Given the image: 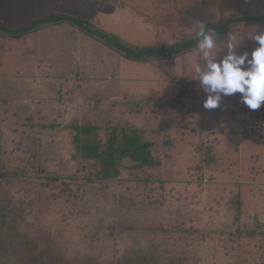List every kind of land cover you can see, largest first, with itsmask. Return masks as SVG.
<instances>
[{
  "label": "rangeland",
  "instance_id": "1",
  "mask_svg": "<svg viewBox=\"0 0 264 264\" xmlns=\"http://www.w3.org/2000/svg\"><path fill=\"white\" fill-rule=\"evenodd\" d=\"M51 14L143 48L185 41L230 14L264 19V0H0V23L12 29ZM254 31L264 24H234L216 59L230 33L250 57ZM165 60L129 59L70 22L0 31V264H264L260 141L246 147L221 132L234 105L203 107L197 49L169 58L164 86ZM161 87L180 89L168 98L179 110L150 99ZM135 136L152 142L155 166L108 149Z\"/></svg>",
  "mask_w": 264,
  "mask_h": 264
},
{
  "label": "clouds",
  "instance_id": "2",
  "mask_svg": "<svg viewBox=\"0 0 264 264\" xmlns=\"http://www.w3.org/2000/svg\"><path fill=\"white\" fill-rule=\"evenodd\" d=\"M198 24L196 49L203 63H196L192 70L194 79L208 94L203 107L215 109L220 106L223 96L240 93L242 102L249 109H259L264 105V32L257 34L254 31L249 37L258 44L250 57L248 52L237 54L241 41L230 33L224 47L227 54L217 60L223 48L216 51L219 46L216 32L202 22Z\"/></svg>",
  "mask_w": 264,
  "mask_h": 264
},
{
  "label": "trees",
  "instance_id": "3",
  "mask_svg": "<svg viewBox=\"0 0 264 264\" xmlns=\"http://www.w3.org/2000/svg\"><path fill=\"white\" fill-rule=\"evenodd\" d=\"M258 21L260 23L264 24V19L261 17H249V16H236L233 17L228 15L227 17H224L222 19H219L217 22H208L205 25L207 28L214 29V31L217 34V38L222 37L226 35L229 31V29L234 25L238 23L243 22H249V21ZM70 22L78 27H80L86 34L97 37L104 41L105 44L110 46L111 48L121 52L129 59L134 60H146V59H169L172 58L178 54L185 53L191 50L196 49V43L197 38L195 37H189L187 40L178 42L173 45H160V46H146L143 48H133L128 45H124L121 41H119L115 36L110 35L103 30L99 29L98 27L91 24L89 21L83 20L78 17L73 16H67V15H57V14H51L49 16L37 19L30 23L29 25L20 28V29H12L11 27L0 23V31H3L5 34H16L20 35L25 32H29L32 30H35L37 28H40L48 23H65ZM114 132H117V129L114 130ZM125 130H123L122 133H124ZM120 135V131L117 132V134L113 135V137L117 138ZM139 133H137V136ZM118 142H120L118 144ZM117 143L109 142L108 143V149H112L114 151L113 154L118 153L119 155H123L125 152L131 155V157L139 163L141 166L146 167H152L157 164V161L154 157V154L152 152V142H142L139 137L133 139L131 142H129V147L125 148V146H122V141H118ZM87 149L90 150L96 157H102L99 152H97V149L94 146L87 145ZM110 155L109 153L103 154V156L108 159ZM115 171H117L116 164H113ZM110 174V172H109Z\"/></svg>",
  "mask_w": 264,
  "mask_h": 264
},
{
  "label": "crops",
  "instance_id": "4",
  "mask_svg": "<svg viewBox=\"0 0 264 264\" xmlns=\"http://www.w3.org/2000/svg\"><path fill=\"white\" fill-rule=\"evenodd\" d=\"M169 43V42H168ZM168 61H169V59L168 60H165V61H162L161 62V64H160V72H161V74H160V76H159V80H160V82H159V84H163L164 86H165V84H167V83H170V77L169 78H166V68H165V65L168 63ZM156 77L157 76H150V90H153L154 88L153 87H155V83H156ZM168 79V80H167ZM175 84H177L176 82H174L173 83V87L174 86H176ZM172 87V88H173ZM181 88L180 89H182V86H180ZM180 89L179 90H172L171 88H165V87H161V89L160 90H165V92H160V91H157L156 93H150V99H152V97L151 96H154L155 98H159V100H163V104H165V102H167L168 104H169V106H171L172 108H174L175 110H179L178 109V107H176V104H178V102H177V100L174 102L175 103V105L173 104V100H169L168 98H171V97H175V98H177V96H178V94L180 95L181 94V92H180ZM167 90H172L171 92L170 91H167ZM170 92V93H169ZM177 92V93H176ZM168 93H169V95H168ZM171 95H173V96H171ZM226 99H225V102H227V103H225L224 101H222V99H221V102H220V106L219 107H221V108H223V113H225L226 112V110L231 106L232 107V105H234V106H239L240 104H244L243 102H242V100H241V94L240 93H236V94H234V95H232V96H224ZM186 100V99H185ZM187 101H189V100H187ZM186 101V102H187ZM193 102V101H192ZM245 105V104H244ZM160 106V105H159ZM162 106V105H161ZM160 106V107H161ZM246 106V105H245ZM165 108H167L166 106L164 107V109ZM260 109L261 110H263L262 111V113L261 114H264L263 112H264V105H262L261 107H260ZM257 110V109H256ZM259 112V111H258ZM220 116V114H218V117ZM218 123H219V125L220 126H224V129H222V131L221 132H223V131H225L227 134L229 133L228 131H229V129L233 126V122H230L227 118H226V115L225 116H223V117H220V119H218ZM177 126L180 128L181 126H180V124H177ZM227 127V128H226ZM182 128V127H181ZM230 137H232V136H230ZM235 138H234V140H236V142H238V143H242L243 141H245V146L246 147H251V144H249L250 143V141L252 140V141H255V140H259L260 141V144H259V153H264L263 151H264V134H261V135H258L257 137H246V138H238V137H236V136H234ZM261 149V150H260ZM261 155V154H260Z\"/></svg>",
  "mask_w": 264,
  "mask_h": 264
},
{
  "label": "built area",
  "instance_id": "5",
  "mask_svg": "<svg viewBox=\"0 0 264 264\" xmlns=\"http://www.w3.org/2000/svg\"><path fill=\"white\" fill-rule=\"evenodd\" d=\"M227 119L233 122L229 131L238 138L257 137L264 133V115L244 104L233 106Z\"/></svg>",
  "mask_w": 264,
  "mask_h": 264
}]
</instances>
